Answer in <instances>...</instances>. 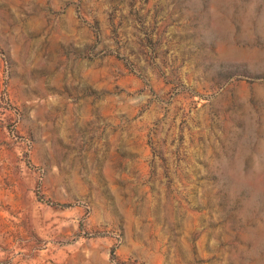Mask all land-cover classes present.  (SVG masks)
<instances>
[{
  "label": "rangeland",
  "instance_id": "rangeland-1",
  "mask_svg": "<svg viewBox=\"0 0 264 264\" xmlns=\"http://www.w3.org/2000/svg\"><path fill=\"white\" fill-rule=\"evenodd\" d=\"M0 264H264V0H0Z\"/></svg>",
  "mask_w": 264,
  "mask_h": 264
}]
</instances>
